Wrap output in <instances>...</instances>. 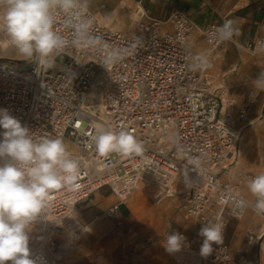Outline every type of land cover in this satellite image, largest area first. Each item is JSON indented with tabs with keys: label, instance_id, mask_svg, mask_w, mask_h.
<instances>
[{
	"label": "built area",
	"instance_id": "2783aa9c",
	"mask_svg": "<svg viewBox=\"0 0 264 264\" xmlns=\"http://www.w3.org/2000/svg\"><path fill=\"white\" fill-rule=\"evenodd\" d=\"M89 13L95 18L93 35L117 48L135 43L133 54L108 68L100 63L99 53L77 48L55 56L51 67L35 58L22 67L0 63V109H7L26 125L36 141L41 137L66 139L72 158L81 161L79 188L53 190L50 219L42 213L29 226L44 230L50 225L53 231L77 202L102 186H108L115 197L110 213L118 212L135 189L154 198L179 195L186 200L184 216L192 221V227L178 231L186 239L179 251L168 252L173 264L227 262L231 257L229 243L224 240L227 219L243 214L245 210L236 209L235 201L247 198L221 175L237 162L239 123L246 110L237 107L214 83L209 54L223 42L217 36L218 25H209L202 33L209 46L203 52L210 66L192 71L188 65L196 54L189 43L193 25L184 12L170 14V29L163 27L164 22L148 18L139 20L132 31L107 26L96 13ZM63 19L59 15L55 25L62 33ZM253 44H264V40ZM108 126L132 133L144 145L143 154L100 155L91 137ZM172 134L179 136L180 148L200 161L199 169L188 172L191 186L183 176L186 161L177 155V147L169 144ZM260 171H264V156L256 174ZM217 218L225 225L223 243L213 242L212 252L202 256L204 237L199 232ZM48 241L49 245L41 243L30 252L36 264L58 263L60 252H54V240Z\"/></svg>",
	"mask_w": 264,
	"mask_h": 264
},
{
	"label": "clouds",
	"instance_id": "9594fccd",
	"mask_svg": "<svg viewBox=\"0 0 264 264\" xmlns=\"http://www.w3.org/2000/svg\"><path fill=\"white\" fill-rule=\"evenodd\" d=\"M63 16L64 33L57 30V17ZM95 18L89 13V0H0V32L24 59H37L44 67H51L55 56L68 48L88 49L101 55L106 68L132 55L137 47L117 48L109 45L99 35H93ZM222 41H231L239 34L235 21L225 20L216 28ZM206 52L193 55L188 67L201 71L209 67ZM253 87L264 91V71L253 80ZM0 264H36L30 258L27 229L40 214L49 218V195L53 190L68 187L73 191L81 171V161L72 158L62 138H33L26 125L10 115L7 109H0ZM179 136L168 137L170 146H176L177 155L186 161L183 176L188 186L189 170L200 168V161L189 156L179 147ZM100 155L139 156L145 151L144 145L127 130L115 131L110 126L100 128L91 137ZM188 166H192L189 169ZM247 188L253 201L237 199L235 208L244 211L249 207L264 216V171L247 181ZM239 214V213H237ZM225 225L217 218L201 228L204 237L200 253L207 256L212 244L223 243ZM185 237L173 232L166 236L165 250L179 251Z\"/></svg>",
	"mask_w": 264,
	"mask_h": 264
},
{
	"label": "rangeland",
	"instance_id": "374dc122",
	"mask_svg": "<svg viewBox=\"0 0 264 264\" xmlns=\"http://www.w3.org/2000/svg\"><path fill=\"white\" fill-rule=\"evenodd\" d=\"M97 16L106 25L120 27L113 25L116 19ZM139 20V14L133 15L125 31L136 28ZM196 42L191 41V48L195 51L209 49L204 40ZM0 63L17 67L29 63L7 43V37L2 32ZM210 63L218 90L226 92L237 107L246 110L245 119L239 123L242 128L237 143L238 161L228 166L221 179L236 184L247 200L253 201L247 181L256 175L260 158L264 156V91L255 89L252 82L264 71V44L254 45L248 41L240 45L223 41L210 51ZM64 143L69 145L66 139ZM114 201L110 188L102 186L77 202L63 223L54 227L53 231L50 225L44 230L29 226L30 252L41 243L49 245L48 240L51 239L55 244L54 252H60L57 264H173L163 245L167 235L180 230L188 231L192 227V221L184 216V197L154 198L142 189H135L118 212L110 213L109 207ZM252 214L255 218L264 219L254 211ZM247 233L243 243L249 239L250 233ZM228 239L224 238L226 242ZM230 252V259L222 264H247L237 261L239 254L242 256L244 253L239 250L237 253L231 247ZM5 264H12V261Z\"/></svg>",
	"mask_w": 264,
	"mask_h": 264
},
{
	"label": "crops",
	"instance_id": "0c3cea01",
	"mask_svg": "<svg viewBox=\"0 0 264 264\" xmlns=\"http://www.w3.org/2000/svg\"><path fill=\"white\" fill-rule=\"evenodd\" d=\"M89 10L104 18L116 19L113 25L120 26L118 28L122 30L127 29L135 14H139L143 22L148 18L158 19L164 22L163 27L170 29V14L174 11L184 12L193 25L189 35L190 46L192 40L202 43V33L206 27L220 26L225 20L235 21L239 29V34L228 42L245 45L248 41L264 40V0H89ZM247 232L250 233L249 239L243 243ZM225 237H229L232 250L244 253L242 256L239 254L238 263L264 264V219L253 217L250 209H246L236 220L231 217L227 219Z\"/></svg>",
	"mask_w": 264,
	"mask_h": 264
},
{
	"label": "bare ground",
	"instance_id": "6f19581e",
	"mask_svg": "<svg viewBox=\"0 0 264 264\" xmlns=\"http://www.w3.org/2000/svg\"><path fill=\"white\" fill-rule=\"evenodd\" d=\"M161 149H164V147H161ZM238 156H239V150H238ZM237 161H238V160H237ZM236 163H237V162H236ZM240 217H241V216H240ZM240 217H239V218H240Z\"/></svg>",
	"mask_w": 264,
	"mask_h": 264
},
{
	"label": "trees",
	"instance_id": "16d2710c",
	"mask_svg": "<svg viewBox=\"0 0 264 264\" xmlns=\"http://www.w3.org/2000/svg\"><path fill=\"white\" fill-rule=\"evenodd\" d=\"M227 231H229V232H230V229H229V230L227 229Z\"/></svg>",
	"mask_w": 264,
	"mask_h": 264
}]
</instances>
